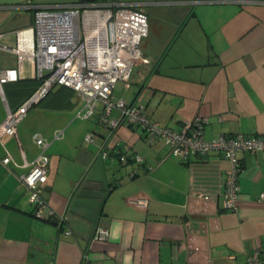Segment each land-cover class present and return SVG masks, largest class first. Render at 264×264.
Segmentation results:
<instances>
[{
	"label": "crops",
	"instance_id": "crops-1",
	"mask_svg": "<svg viewBox=\"0 0 264 264\" xmlns=\"http://www.w3.org/2000/svg\"><path fill=\"white\" fill-rule=\"evenodd\" d=\"M75 1L0 0L1 66H16L8 48L17 31L32 36L36 7ZM94 1L140 8L147 17L140 48L149 62L134 65L114 96L143 104L150 120L176 130L205 117L206 139L264 137V0ZM37 85L35 64L25 60L18 79L3 85L7 107L15 110ZM83 107L77 91L57 85L28 109L16 136H0V264H238L255 248L264 257V150L238 153V208L224 209L218 183L229 162L221 151L175 158L136 126L103 131L101 106L89 118L75 115ZM5 114L0 98V122ZM89 131L93 142L84 140ZM34 133L49 141L43 212L56 218L33 213L19 177L39 151ZM197 189L217 194L206 200L191 193ZM139 195L146 206L130 202ZM97 224L108 230L104 241L91 240Z\"/></svg>",
	"mask_w": 264,
	"mask_h": 264
},
{
	"label": "built area",
	"instance_id": "built-area-1",
	"mask_svg": "<svg viewBox=\"0 0 264 264\" xmlns=\"http://www.w3.org/2000/svg\"><path fill=\"white\" fill-rule=\"evenodd\" d=\"M29 30L32 33L29 38L24 36L25 30L17 31L15 45L8 48L16 55V66L5 68L0 64V98L6 110L0 122V136H16L18 123L32 105L37 104L53 87L67 86L77 91L84 101L83 110L77 112L78 117L89 118L97 104H101L97 123L103 131H114L122 125L136 126L145 133L148 143L162 140L169 147L170 155L183 160L190 155H204L210 150L221 151L229 162L223 181L218 183L223 195L222 207L234 211L238 208V177L241 172L238 153L264 150V137L235 134L206 139L205 117L195 116L176 130L150 120L143 104L113 94L115 84L124 80L134 65L149 62L140 48L142 39L148 34L147 17L142 9L88 0L57 7H36L34 25ZM25 60L34 62L38 85L15 110H10L3 85L18 79ZM62 135L63 130L59 129L54 132L53 138ZM95 136V132L89 131L84 140L93 142ZM32 137L39 151L30 163H26L30 166L29 170L19 177L28 190L33 213L40 218H56L51 210L43 212L47 205L42 191L48 181L49 156L46 148L49 141L39 133H34ZM128 149L127 145L124 152H119L120 161L127 159ZM107 155V145L100 146L97 156L104 159ZM132 158L142 161L138 154H133ZM9 160L6 156L2 161L7 163ZM136 171L132 169L129 177H133ZM191 193L206 200L217 194L209 189H197ZM260 198H264V194ZM130 202L144 207L148 199L139 195L132 197ZM108 234L105 227L97 224L92 230L91 240L104 241ZM262 263L264 257L255 248L243 263L238 264Z\"/></svg>",
	"mask_w": 264,
	"mask_h": 264
},
{
	"label": "rangeland",
	"instance_id": "rangeland-1",
	"mask_svg": "<svg viewBox=\"0 0 264 264\" xmlns=\"http://www.w3.org/2000/svg\"><path fill=\"white\" fill-rule=\"evenodd\" d=\"M123 89V83H122V80H119L116 84V90L119 91V90H122ZM97 106H101L100 103L97 104ZM79 111V110H78ZM77 111V112H78ZM77 112L75 113V115L77 114ZM116 110L113 111V113H115ZM81 118V117H80Z\"/></svg>",
	"mask_w": 264,
	"mask_h": 264
},
{
	"label": "trees",
	"instance_id": "trees-1",
	"mask_svg": "<svg viewBox=\"0 0 264 264\" xmlns=\"http://www.w3.org/2000/svg\"><path fill=\"white\" fill-rule=\"evenodd\" d=\"M91 1H94V0H91ZM10 82H12V81H10ZM36 87H37V86H36ZM34 90H35V89H34ZM34 90H33V91H34ZM33 91H32V92H33ZM32 92H31V93H32ZM31 93H30V94H31ZM30 94H29V95H30ZM29 95H28V96H29ZM28 96H27V97H28ZM27 97H26V98H27ZM26 98H25V99H26ZM43 98H44V97H43ZM43 98H42V99H43ZM25 99H24V100H25ZM42 99H41V100H42ZM24 100H23V101H24ZM41 100H40V101H41ZM40 101H39V102H40ZM39 102H38V103H39Z\"/></svg>",
	"mask_w": 264,
	"mask_h": 264
}]
</instances>
